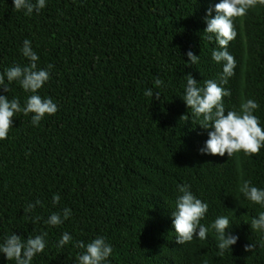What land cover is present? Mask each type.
<instances>
[{
    "label": "trees",
    "instance_id": "16d2710c",
    "mask_svg": "<svg viewBox=\"0 0 264 264\" xmlns=\"http://www.w3.org/2000/svg\"><path fill=\"white\" fill-rule=\"evenodd\" d=\"M219 2L46 0L39 13L26 15L13 0H0V73L30 63L21 52L28 39L38 68L53 66L38 94L58 107L38 126L33 114L16 113L0 140V242L12 234L26 240L47 233L44 251L31 264H78L85 250L75 243L96 237L113 249L104 264H264V231L251 228L264 206L240 191L245 181L264 189V148L253 156L201 154L213 129H203L202 117L183 100L187 75L198 87L214 80L231 92L223 99L226 112L255 100L264 128V5L234 18L237 36L227 51L236 67L221 84L224 62L216 63L212 52L222 49L204 33L207 10L214 17ZM188 51L198 63H189ZM5 83L9 90L0 94L23 108L32 93L18 81L8 84L5 77ZM148 89L153 98L144 94ZM179 185L207 203L201 220L207 239L176 243L172 212ZM64 208L71 210L67 220L46 223ZM220 216L230 221L226 232L239 237L222 256L212 228ZM65 232L72 241L58 247ZM249 244L254 248L246 252ZM0 264L15 261L0 253Z\"/></svg>",
    "mask_w": 264,
    "mask_h": 264
},
{
    "label": "clouds",
    "instance_id": "9594fccd",
    "mask_svg": "<svg viewBox=\"0 0 264 264\" xmlns=\"http://www.w3.org/2000/svg\"><path fill=\"white\" fill-rule=\"evenodd\" d=\"M13 4L15 10L23 9L26 10V15H31L34 11L39 13L45 8L46 0H35V3L32 0H13ZM258 4L264 5V0H221L215 5L214 17L213 9L207 10V27L204 33L210 34L207 36L208 40H212L214 35L219 48L222 49L212 52V59L216 63L224 62L221 84L228 82V78L234 75L236 67L235 58L227 51L229 43L237 36L233 20L246 15L249 8ZM21 52L30 63L23 67L16 65L0 73V89L8 92L6 77L8 84L18 81L23 90L32 95L27 98L22 108L18 99L9 100L7 96L0 94V140L7 138L8 132L13 127V118L16 113L23 112L26 116L33 114L32 124L38 126L45 115H55L58 111L57 105L51 98H42L38 94V90L49 80V69L53 66L49 64L47 69L38 68L39 56L33 51L28 39L23 41ZM187 56L189 63L199 62V56L194 55L192 51H188ZM163 83L159 78L154 81L157 87L162 86ZM197 85L198 82L190 74L187 75L183 100L196 118L202 117L199 125L203 129H213L208 131V139L205 146L199 149L200 153L221 157L227 154L231 157L242 151L249 156L258 155L261 148H264V128L261 127L259 118L254 115L259 104L255 100L248 99L240 105L239 112L232 110L226 112L223 99L231 95L229 90L221 87L214 80L204 81L203 87ZM144 94L151 98L154 96L152 89L146 90ZM159 97L160 93L155 92V98L159 99ZM181 118L187 120L188 116ZM178 189L182 195L177 197L175 210L172 212L176 243L183 245L193 241L197 236L200 240L207 239L208 228L201 224V220L208 211L207 203L196 198L188 186L179 185ZM240 191L249 201L264 206V189L252 186L251 181H245ZM59 201L60 196L54 194L53 204H58ZM40 203L39 200L35 204L29 203L24 211L31 212ZM70 215L71 210L64 208L62 216L60 213H52L46 223L58 226ZM39 219L40 217L35 218V220ZM212 228L217 233L219 255L222 256L226 250L237 243L239 237L226 232L230 228V221L225 216L218 217L212 224ZM251 228L255 231H264V212L252 219ZM46 235L47 233H43L25 240L22 236L12 234L0 242V253H3L7 260L15 261V264H31L34 256L44 251ZM70 241L72 236L65 232L58 242V247H63ZM75 246L85 250L78 256V264H104L113 253L112 246L106 243L103 237H96L87 244L77 241ZM253 248L254 245L249 244L244 250L250 252Z\"/></svg>",
    "mask_w": 264,
    "mask_h": 264
}]
</instances>
